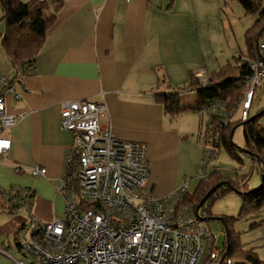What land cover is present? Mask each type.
I'll list each match as a JSON object with an SVG mask.
<instances>
[{"label": "crops", "instance_id": "1", "mask_svg": "<svg viewBox=\"0 0 264 264\" xmlns=\"http://www.w3.org/2000/svg\"><path fill=\"white\" fill-rule=\"evenodd\" d=\"M61 1L63 8L33 66L13 83L20 97L6 98L8 110L19 122L2 132L11 147L0 155V193L13 187L29 189L36 218L52 222L63 215L64 200L58 189L73 134L61 129L62 105L94 100L106 103L108 113L101 124L111 126L115 137L147 145L151 188L160 197L169 196L182 187L174 173L183 146L175 117L166 114L155 94L188 85L197 72L210 77L211 71L229 60L223 64L226 59L221 57L211 71L204 70L208 66L197 50L196 38H202L205 26L191 19L171 20L177 0ZM4 32L0 14V35ZM1 75L13 79L16 68L0 43ZM160 77L167 78L163 87L158 84ZM180 100L184 107L206 102L203 91L184 94ZM190 113L199 114L188 110L182 115ZM16 167L22 171L17 173ZM34 167L45 168L46 176H32ZM13 217L0 208V264H14V246L8 241ZM260 220L263 225L252 232L246 245L264 260V210Z\"/></svg>", "mask_w": 264, "mask_h": 264}, {"label": "built area", "instance_id": "2", "mask_svg": "<svg viewBox=\"0 0 264 264\" xmlns=\"http://www.w3.org/2000/svg\"><path fill=\"white\" fill-rule=\"evenodd\" d=\"M258 47L259 58L249 60L252 74L240 103L243 121L264 82V33ZM195 76L204 89L209 75L197 72ZM8 95L20 97L11 78L1 75L0 155L11 147L2 132L19 122L7 108ZM217 111V106L211 107V113ZM107 113L104 101L62 105L61 129L73 134L66 166L71 174L58 189L64 200L62 218L52 222L36 218L26 188L1 191L10 206L28 217L19 243L21 251L32 258L31 264H235L225 248L217 246L218 236L203 224L207 222L198 221L193 210L181 204L188 183L164 198L148 187L147 145L115 137L111 126L101 124ZM210 154L205 149V155L211 158ZM207 167L200 180L207 176ZM15 170L22 171L20 167ZM46 174L45 168L31 169L34 177ZM205 204L199 210L202 218L208 217L210 208L209 202ZM13 261L27 264L24 259Z\"/></svg>", "mask_w": 264, "mask_h": 264}, {"label": "trees", "instance_id": "3", "mask_svg": "<svg viewBox=\"0 0 264 264\" xmlns=\"http://www.w3.org/2000/svg\"><path fill=\"white\" fill-rule=\"evenodd\" d=\"M238 1L247 14L257 17L253 26L245 33L247 47L245 57L239 55L232 62L230 61L225 66L211 72L210 81L204 89L198 78L191 74L188 85L157 93L155 94V99L163 105L166 114L172 117L188 110L209 112L210 117L204 136L206 144H212L214 148L223 147L232 158L243 162L240 152L252 158L253 162L258 164L262 182L256 190L251 191L248 189V176H243L241 180L230 182L224 180L219 175L218 170L210 175L209 171L193 193H186L183 196L181 204L189 206L196 215L197 207L201 205L202 199L219 183H223V186L207 201L210 207L213 206V200L217 197L230 193L239 194L243 205L238 217L222 218L223 224L227 228L226 239L222 247L225 248L226 255L233 259L235 264H264V260L260 259L253 248H248L247 245L242 244L240 233L234 230L235 222L247 218L253 220L250 226L252 230L260 228L263 225V221L260 218L264 210V128L259 125L260 120L264 117V109L254 115L256 118L250 121L254 117L251 112L255 102L254 98L249 117L246 121H243L241 119L242 107L240 105L248 87L247 80L252 74L249 60L257 59L260 55L258 45L264 33V0ZM63 4L61 0L53 4H50L47 0H30L28 2H23L22 0H0L1 19L5 24V32L0 35V43L16 68V76L11 79L12 84L19 79L20 74H23L33 66L49 31L57 21ZM47 13L49 14L48 16L46 15ZM195 91L204 92L205 104L197 107L182 106L180 97ZM212 106H217L218 111L211 113ZM234 115H237V120L234 119L233 121ZM225 119H227V122H225ZM239 126L244 127V147H239L233 142L235 129ZM207 150L210 152L211 149H206V153H208ZM211 152L213 153L212 150ZM70 174V170L66 167L65 179H68ZM210 179H212L209 183L210 185L203 183ZM28 191L32 199L33 193L29 189ZM0 208L14 216L8 223L11 231L16 227L13 232L15 243L12 245H16L22 254V259H24L28 255L21 251L19 237L27 225L28 217L18 213L16 207L10 206L2 198L1 193ZM208 212L207 223L213 219L211 217V208Z\"/></svg>", "mask_w": 264, "mask_h": 264}, {"label": "rangeland", "instance_id": "4", "mask_svg": "<svg viewBox=\"0 0 264 264\" xmlns=\"http://www.w3.org/2000/svg\"><path fill=\"white\" fill-rule=\"evenodd\" d=\"M166 6L167 5H163L164 8H166ZM170 15L169 17L171 20L183 21L191 19L201 24L202 27L205 26V29L202 30L204 31V34H201L202 38H196L197 50L200 52V56H203L208 66L204 68L205 71H211L214 68L215 61L217 62V59L221 57L226 59L223 63L225 64L227 60L232 62L233 59L239 55H246L247 47L245 33L253 26L257 19V17L247 14L238 0H177L174 11ZM208 25L209 29H207ZM206 30L207 34H205ZM165 80H167V78L163 79L160 77L159 86L163 87ZM263 109L264 82L256 91L252 116ZM234 119L237 120V115H234L233 121ZM175 121V124L179 126L180 134L178 133V136L181 138L180 144L181 147H183L182 154L180 149L179 158H181V160H179L176 168L177 172L174 174L178 173L179 179H181V186L188 183V193H193L200 184L202 181L200 179L204 171L203 168L206 166L209 168V175L218 170L219 175H221L224 180L230 182H235L238 179L241 180L243 176H248L249 190L254 191L260 187L262 177L259 173V166L257 163L253 162L252 158L239 152L243 161L240 162L232 158L225 148H214L212 144H206L204 136L209 121L207 112H199V114H179L178 117L175 116ZM259 125L264 128V117L260 120ZM207 137L209 138L208 135ZM233 142L239 147L245 146L243 126H239L235 129ZM205 148L213 151L212 153L210 150V155L212 156L214 154L212 158L205 155ZM164 174L166 175L168 173L165 172ZM211 180L212 179L204 181L203 183L210 185L209 183ZM148 187L151 188L149 182ZM154 193L158 198H163L156 192ZM242 205V198L237 193H230L213 200V206L210 207L211 217L213 219L209 220V223L203 224H207L212 233L218 236V247H221L226 239L225 226L223 220L220 219L224 217H238ZM62 216L63 215L59 216V218H62ZM252 222V219L247 218L240 219L234 224V230L240 233L241 242L244 245H246V242H250V238L253 236L252 232L254 230L250 228ZM15 230L16 227L12 229L8 237V241L12 244L15 243L13 234ZM11 256L14 259L22 258V254L18 251L16 245L11 251ZM24 261L29 264L32 258L27 256L24 258Z\"/></svg>", "mask_w": 264, "mask_h": 264}, {"label": "water", "instance_id": "5", "mask_svg": "<svg viewBox=\"0 0 264 264\" xmlns=\"http://www.w3.org/2000/svg\"><path fill=\"white\" fill-rule=\"evenodd\" d=\"M263 113H264V111H263ZM256 118V116H254V117H252L251 119H250V121H252V120H254ZM223 186V183H219V184H217L216 186H214L206 195H205V197L202 199V201H201V205L200 206H198L197 207V210H196V217L200 220V221H202V222H208V218H202V217H200L199 216V210H200V208H201V206L202 205H204L208 200H209V198L211 197V196H213L215 193H216V191L219 189V188H221ZM220 220H222V219H220ZM225 231L227 232V228H226V226H225Z\"/></svg>", "mask_w": 264, "mask_h": 264}]
</instances>
